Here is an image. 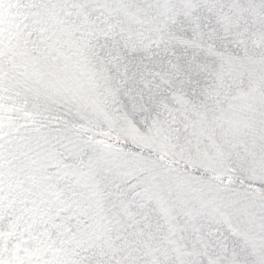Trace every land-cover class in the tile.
Returning a JSON list of instances; mask_svg holds the SVG:
<instances>
[{
  "label": "snow or ice",
  "instance_id": "1",
  "mask_svg": "<svg viewBox=\"0 0 264 264\" xmlns=\"http://www.w3.org/2000/svg\"><path fill=\"white\" fill-rule=\"evenodd\" d=\"M0 264H264V0H0Z\"/></svg>",
  "mask_w": 264,
  "mask_h": 264
}]
</instances>
